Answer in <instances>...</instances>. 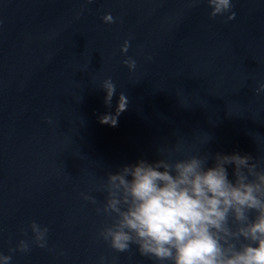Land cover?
Here are the masks:
<instances>
[{"label":"water","instance_id":"1","mask_svg":"<svg viewBox=\"0 0 264 264\" xmlns=\"http://www.w3.org/2000/svg\"><path fill=\"white\" fill-rule=\"evenodd\" d=\"M211 11L207 0H0V252L31 249L11 264H154L98 238L111 223L96 212L108 171L209 136L202 153L264 162V0H232L234 20ZM121 92L127 110L101 124ZM33 221L47 248L31 243Z\"/></svg>","mask_w":264,"mask_h":264},{"label":"clouds","instance_id":"2","mask_svg":"<svg viewBox=\"0 0 264 264\" xmlns=\"http://www.w3.org/2000/svg\"><path fill=\"white\" fill-rule=\"evenodd\" d=\"M207 4L211 18L227 15L228 20L235 19L232 0H207ZM104 22L115 21L109 14ZM129 47L125 41L122 53L127 54ZM123 63L135 72L134 59ZM102 89L105 104L111 107L117 87L108 78ZM260 93H264V84L257 89ZM128 104L121 92L115 115H103L100 123L117 126ZM209 137L195 152L181 140L168 149L158 148L160 159L155 162L140 159L116 172L108 171L106 180L95 189L105 196L96 212L109 217L111 223L98 238L117 253L135 247L154 264H264V162L239 152L202 153L211 142ZM229 167L233 168L231 178ZM82 195L93 205L98 203L94 196ZM30 229L31 243L47 248L49 229L35 221ZM30 250L29 241L20 240L9 253ZM11 254L0 252V264H11ZM104 261L101 257L100 264Z\"/></svg>","mask_w":264,"mask_h":264}]
</instances>
